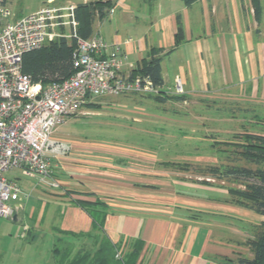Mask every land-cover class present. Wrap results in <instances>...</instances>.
<instances>
[{
  "label": "crops",
  "instance_id": "crops-1",
  "mask_svg": "<svg viewBox=\"0 0 264 264\" xmlns=\"http://www.w3.org/2000/svg\"><path fill=\"white\" fill-rule=\"evenodd\" d=\"M51 1L77 5L96 0ZM101 1L111 6L104 8L103 16L95 15L91 35L127 54L123 75L135 74L141 61L157 51L161 95L179 97L163 105H242L257 111L253 119L264 118V17L261 13L256 20L251 0H199L189 6L181 0ZM177 82L181 93L176 92ZM105 149L71 146L67 155L54 158L51 179L59 183L57 188L48 184L51 179L39 182L21 174L12 178L28 193L11 200L14 214L8 218L22 223V237L34 239L49 213L47 204L61 202L66 209L52 231L89 232L92 218L73 199L101 200L107 204L103 231L118 252L129 253L133 243L141 241L135 264H236L239 258L253 257L245 242L255 236L264 215L231 202L225 186L171 176L169 160H161L160 169L154 170L156 160L147 150L142 156L132 152V161L123 162L116 151Z\"/></svg>",
  "mask_w": 264,
  "mask_h": 264
},
{
  "label": "built area",
  "instance_id": "built-area-1",
  "mask_svg": "<svg viewBox=\"0 0 264 264\" xmlns=\"http://www.w3.org/2000/svg\"><path fill=\"white\" fill-rule=\"evenodd\" d=\"M75 3L52 4L15 17L5 0H0V216L11 218V200L28 196L4 173L18 169L27 178L47 181L52 160L64 156L71 144L55 136L68 118L90 113L93 100L105 96L159 94V88L142 74L123 75L127 54L102 37L77 34ZM113 11V8L109 10ZM75 39V72L67 79L46 85L31 82L22 72L23 55L56 38ZM176 92L181 93L179 82ZM48 184L59 187L51 179Z\"/></svg>",
  "mask_w": 264,
  "mask_h": 264
},
{
  "label": "rangeland",
  "instance_id": "rangeland-1",
  "mask_svg": "<svg viewBox=\"0 0 264 264\" xmlns=\"http://www.w3.org/2000/svg\"><path fill=\"white\" fill-rule=\"evenodd\" d=\"M9 1V8L15 16L25 15L42 5V0ZM261 8L264 17V0H261ZM105 98L93 100L89 114L72 116L61 123L55 136L73 147L86 145L92 150L106 148L108 152L116 151L115 157L123 159V162L132 161V152L136 151V156H142L143 151L147 150L149 157L156 160L152 162L154 170L160 169L161 160H169L174 164L167 168L171 176L177 174L179 178L188 181L201 180L218 186L242 188L237 181L211 176L208 168L229 162L228 155L232 157L231 147L224 144L213 146V143L233 140V135L246 130L264 132V118L259 115L253 119V114L257 112L254 109L250 111L251 108L242 105L208 102L180 104L171 101L163 105L145 94ZM160 116L169 119L162 120ZM211 128L218 134L211 131ZM231 130L234 133H230L233 132ZM236 163L248 165L243 160ZM4 176L9 179L22 177L18 169L4 173ZM46 209L49 213L41 224V230L36 231L34 239L21 236V222L0 216V264H56L52 261L51 248L55 244L59 254H62L69 248V242L66 237L52 231L51 226H60L66 204L48 203ZM25 223L29 221L26 219ZM84 240L86 245L84 243L83 246L89 248L91 241ZM77 248L73 247L70 258Z\"/></svg>",
  "mask_w": 264,
  "mask_h": 264
},
{
  "label": "trees",
  "instance_id": "trees-1",
  "mask_svg": "<svg viewBox=\"0 0 264 264\" xmlns=\"http://www.w3.org/2000/svg\"><path fill=\"white\" fill-rule=\"evenodd\" d=\"M181 1L184 5L189 6L199 0ZM251 4L255 18L259 21L262 13L261 0H251ZM110 6L109 1L103 2L101 0L77 4L74 13L78 22V36L89 38L92 33V23L95 15L103 16L104 8ZM180 31L179 27L177 36L180 34ZM75 48L76 43L73 38L61 37L49 41L43 47L29 51L23 55L22 72L29 76L31 82H40L43 85L67 79L75 72L73 66ZM156 52L153 51L148 58L141 61L135 74L148 76L153 84L159 88V94L149 95L157 101L165 102L167 99H179L178 96L161 95L160 88L163 85L160 64L161 56H156ZM232 137L234 138L233 140L225 142L217 141L212 144L213 146L224 144L231 147L230 153L232 157L227 156L230 159L227 163L210 166L208 173L213 177L239 182L242 188L226 186L230 195V201L264 215V133H254L246 130ZM238 160H243L248 165L237 164ZM167 165L171 166L174 164L169 163ZM73 202L87 210L92 218V230L86 233L74 234L57 229L56 232L66 237L67 241L71 239L69 237L73 239L68 241L69 248L62 254H59L57 246L53 245L52 254L56 264L136 263L138 252L141 248L140 240H136L133 243L129 253L120 254L116 245L104 233L103 224L107 211V204L105 202L101 200L87 201L81 199H73ZM81 239L90 240V247H84L83 244L79 246L77 242ZM245 244L251 250L253 257L251 259L239 258L236 264H264V223L257 226L255 236L247 239ZM75 246H78V248L70 258Z\"/></svg>",
  "mask_w": 264,
  "mask_h": 264
}]
</instances>
